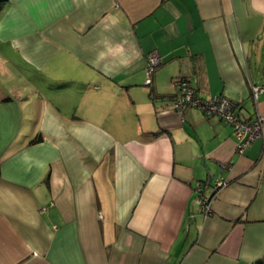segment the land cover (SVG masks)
Returning <instances> with one entry per match:
<instances>
[{
    "label": "crops",
    "instance_id": "obj_1",
    "mask_svg": "<svg viewBox=\"0 0 264 264\" xmlns=\"http://www.w3.org/2000/svg\"><path fill=\"white\" fill-rule=\"evenodd\" d=\"M178 76L264 114V0H5L0 264H264V140Z\"/></svg>",
    "mask_w": 264,
    "mask_h": 264
},
{
    "label": "built area",
    "instance_id": "obj_2",
    "mask_svg": "<svg viewBox=\"0 0 264 264\" xmlns=\"http://www.w3.org/2000/svg\"><path fill=\"white\" fill-rule=\"evenodd\" d=\"M159 55L152 51L147 55V64L145 67V84H150L155 67L159 64ZM174 92L172 95V107L181 111L185 107L199 108L206 116L217 115L222 121L230 124L234 137L237 139L236 151L242 153L243 150L256 138L262 137L264 140V114H257L251 120H243L237 111V102L224 95L204 97L198 90L194 89L189 80L184 76H178L173 79ZM262 90L261 86L253 85L251 92L256 99L258 92ZM225 184L221 178L215 182V188ZM200 192V184L197 186ZM211 195L200 196V210L208 213L209 198Z\"/></svg>",
    "mask_w": 264,
    "mask_h": 264
},
{
    "label": "trees",
    "instance_id": "obj_3",
    "mask_svg": "<svg viewBox=\"0 0 264 264\" xmlns=\"http://www.w3.org/2000/svg\"><path fill=\"white\" fill-rule=\"evenodd\" d=\"M4 2H5V0H0V9L3 7V4H4ZM251 94H252V92H251ZM173 95V94H172ZM253 96V95H252ZM238 104H237V107L236 108H238V106H239V102H237ZM257 115V114H256ZM255 115V116H256ZM254 116V117H255ZM253 117V118H254ZM241 118H242V116H241ZM253 118H251V119H253ZM243 120H248V119H244V118H242ZM250 118H249V120H251ZM42 140V137H41V135H36L35 137H33L31 140H30V143H34V142H39V141H41ZM262 151H264V145H262Z\"/></svg>",
    "mask_w": 264,
    "mask_h": 264
},
{
    "label": "rangeland",
    "instance_id": "obj_4",
    "mask_svg": "<svg viewBox=\"0 0 264 264\" xmlns=\"http://www.w3.org/2000/svg\"><path fill=\"white\" fill-rule=\"evenodd\" d=\"M252 72H254V71H253V64H252ZM143 82H144V84H145V78H144ZM170 85H171L172 89L174 90L173 80H171V84H170Z\"/></svg>",
    "mask_w": 264,
    "mask_h": 264
}]
</instances>
